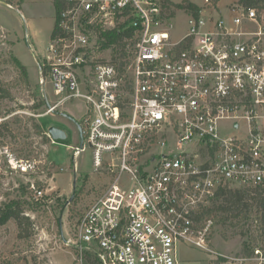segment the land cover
Listing matches in <instances>:
<instances>
[{
    "label": "built area",
    "instance_id": "2783aa9c",
    "mask_svg": "<svg viewBox=\"0 0 264 264\" xmlns=\"http://www.w3.org/2000/svg\"><path fill=\"white\" fill-rule=\"evenodd\" d=\"M221 2L204 0L198 15L184 6L189 32L178 40L170 0H68L61 11L40 69V83H50L56 98L48 113L83 101L84 141L73 158L85 142L96 171L112 177L79 221L81 258L179 264L180 245L226 258L211 248L221 213L209 210L222 190H233L255 206L259 243L230 262L264 264V7L236 0L225 14ZM94 30L130 31L124 66L101 55ZM5 166L37 169L0 135V174ZM32 189L37 200L45 195Z\"/></svg>",
    "mask_w": 264,
    "mask_h": 264
},
{
    "label": "rangeland",
    "instance_id": "374dc122",
    "mask_svg": "<svg viewBox=\"0 0 264 264\" xmlns=\"http://www.w3.org/2000/svg\"><path fill=\"white\" fill-rule=\"evenodd\" d=\"M222 1L230 4L236 0ZM188 2L204 7V0H170L168 8L178 12L172 21L171 35L175 40L189 32V16L181 12ZM203 13L206 15L204 10ZM0 25L9 32L0 29V96L5 94L3 90L7 96L0 97V116L3 124H7L1 130V138L18 158L37 164L34 173L24 174L5 166L0 174V214L20 202L32 222L31 226H25V234L31 235L24 239L18 237L19 228L14 220L0 228V264H89L74 244L78 240V224L88 208L102 197L112 177L96 171L93 151L85 142L84 151L73 158L74 150L82 141L79 130L67 116L81 121L86 104L68 102L56 112L48 113L47 100L53 104L56 98L50 83H40V69L49 53L56 26L53 0H0ZM94 40L103 42L95 30ZM101 55L108 59L114 56L111 50H102ZM14 58L27 67L28 83L22 79ZM34 124L41 126L46 134L52 126L60 128L67 137L45 143ZM172 145L176 154L184 149ZM32 185L44 190L43 198H35ZM243 224L231 228L219 222L216 227L211 248L226 256L225 264H239L230 261L243 256L244 243L254 232L252 226ZM248 228L250 231L242 234ZM64 239L71 240L72 245L66 246ZM253 243L257 246L259 242ZM219 258L189 245L178 248L179 264H210Z\"/></svg>",
    "mask_w": 264,
    "mask_h": 264
},
{
    "label": "trees",
    "instance_id": "16d2710c",
    "mask_svg": "<svg viewBox=\"0 0 264 264\" xmlns=\"http://www.w3.org/2000/svg\"><path fill=\"white\" fill-rule=\"evenodd\" d=\"M23 1V0H21ZM68 0H53V4L56 8V26L55 30L52 36V39L56 36V33L59 32V26H58V20L61 11L65 8L67 5ZM241 3L247 7H258L262 5L264 7V0H241ZM187 6L193 10H195V13L198 15V12L200 11V8L192 3L188 2ZM130 35V31L126 30L125 32L119 34L118 31H108V32H101L100 37L103 38L102 42V49L103 50H111L114 54L113 60L116 62H121V66H124L125 63L122 61L127 56V50L126 47L122 44L125 37ZM116 44V46H114ZM15 66L19 68L23 74L22 79L24 82L28 83L29 81V74L28 69L26 66L23 65V63L18 59L14 58ZM43 64V63H42ZM2 90L0 89V92ZM5 94H1L0 97H7L6 91L3 90ZM40 105L37 106V108ZM3 127H7V124H3ZM2 127V128H3ZM35 131L38 134H41L43 136V142L49 143L50 138L45 133V131L41 128V126L34 124ZM1 135V130H0ZM247 195L242 191H233V190H222L219 195V200L215 201L214 208L209 210V213L213 211H218L221 213L220 222L223 223L224 226H228L231 228L237 227L241 223H244L243 225L251 227L253 223L250 224L251 220L254 221V219L257 216V212L255 211V206H253V209H249V203L246 200ZM254 199V202L262 204V202H258L257 198ZM248 203V204H247ZM251 214L253 215V218L251 217ZM10 220H14L19 228V235L18 237L20 239L28 238L31 234H25V226H31L32 222L28 216L25 215V207L21 205L20 202H17L14 204L12 208L9 210L3 211L0 214V228L5 226ZM245 221V222H244ZM250 231V228L246 230V232H242V234L246 235ZM246 233V234H245ZM253 234V236H252ZM250 236V239L248 242L244 243V249H243V255L245 256H251L252 255V249L254 248L255 244L254 241L257 240L255 233H252ZM87 262L89 264H101L98 260V258L93 255L92 253L86 254ZM225 262H228L226 258H219L217 260H213L210 264H225Z\"/></svg>",
    "mask_w": 264,
    "mask_h": 264
},
{
    "label": "water",
    "instance_id": "95a60500",
    "mask_svg": "<svg viewBox=\"0 0 264 264\" xmlns=\"http://www.w3.org/2000/svg\"><path fill=\"white\" fill-rule=\"evenodd\" d=\"M46 100H47V99H46ZM47 105L49 106V102H48V100H47ZM67 117H68L69 119L75 121V119H74L73 117H71V116H67ZM75 122H76V121H75ZM76 124H77L78 130H79L80 136H81V141H82L81 146H82L83 141H84V138H83V130H82V128H81V125H80L78 122H76ZM47 134H48V136H49L53 141L61 140V139H65V138L67 137L65 131H63V130L60 129V128L54 127V126H52V127L49 128ZM74 184H75V183H74ZM74 187H75V185H74ZM73 198H74V195L72 196V199H73ZM60 223H61V222H60ZM64 240H65V239H64Z\"/></svg>",
    "mask_w": 264,
    "mask_h": 264
},
{
    "label": "crops",
    "instance_id": "0c3cea01",
    "mask_svg": "<svg viewBox=\"0 0 264 264\" xmlns=\"http://www.w3.org/2000/svg\"><path fill=\"white\" fill-rule=\"evenodd\" d=\"M193 3V2H192ZM228 5V3L225 1V2H221V4H220V11L221 12H223V10L225 11L226 10V6ZM0 29H2L3 31H5V32H7V33H9L4 27H2L1 25H0ZM10 37V36H9Z\"/></svg>",
    "mask_w": 264,
    "mask_h": 264
},
{
    "label": "flooded vegetation",
    "instance_id": "af4514ba",
    "mask_svg": "<svg viewBox=\"0 0 264 264\" xmlns=\"http://www.w3.org/2000/svg\"><path fill=\"white\" fill-rule=\"evenodd\" d=\"M71 120V119H70ZM71 122L76 126V128L78 129V127H77V124H76V122H78L80 125H81V128H82V130H83V125L80 123L81 121H74V120H71ZM84 131V130H83Z\"/></svg>",
    "mask_w": 264,
    "mask_h": 264
}]
</instances>
